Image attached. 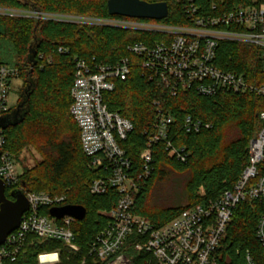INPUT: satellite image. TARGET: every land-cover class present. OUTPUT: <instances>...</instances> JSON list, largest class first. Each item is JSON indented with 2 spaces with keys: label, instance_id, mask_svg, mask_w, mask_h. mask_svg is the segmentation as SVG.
Masks as SVG:
<instances>
[{
  "label": "trees",
  "instance_id": "trees-1",
  "mask_svg": "<svg viewBox=\"0 0 264 264\" xmlns=\"http://www.w3.org/2000/svg\"><path fill=\"white\" fill-rule=\"evenodd\" d=\"M108 1L0 0V9L92 20L129 19L110 16ZM142 1L168 4V17L154 21L156 23L176 27L192 24L178 0ZM201 1L198 0L199 3ZM164 39L165 36L158 32L0 15V45L12 47L19 77L29 88L25 94L27 102L23 122L4 130L5 149L19 158L23 151L33 148L42 159L19 175L16 189L64 196L65 205L81 206L87 211L83 221L72 225L79 252H71L60 242L34 239V244H27L26 253L21 255L17 264H38L39 253L60 248L63 249L61 264H80L88 257V244L107 224L102 213L114 208L118 199L114 190L104 196L90 193V185L97 178V173L88 169L80 130L70 115L76 60H84L95 68L115 65L126 57L131 59L130 77L124 82L116 81L115 89L105 94V103L111 112H118L134 126L123 146L136 170L142 168L141 154L148 138L145 133L153 130L157 110H164L174 119L170 141L175 148L185 149L186 161L171 156L163 143L154 145L153 173L135 195L136 214L161 226L187 208L218 200L238 182L249 162V142L263 126L260 114L264 112V97L230 92L203 97L194 91L172 96L160 81H151L147 77L141 58L129 51V47L136 43L153 47ZM218 53L220 67L245 74L252 84H264L257 48L238 42H222ZM188 116L210 128L199 133H187L183 123ZM173 174L188 175L187 205L168 207L160 199V186ZM13 190L6 189L10 200H14L11 197ZM261 211L257 203L244 202L237 206L224 242L225 257L240 262L248 250L257 263L264 264V249L255 237ZM43 213L48 214L49 209ZM237 249L241 250L240 256L236 254ZM130 255L134 264H156L147 254L132 251Z\"/></svg>",
  "mask_w": 264,
  "mask_h": 264
},
{
  "label": "built area",
  "instance_id": "built-area-1",
  "mask_svg": "<svg viewBox=\"0 0 264 264\" xmlns=\"http://www.w3.org/2000/svg\"><path fill=\"white\" fill-rule=\"evenodd\" d=\"M191 20L190 26H167L143 20H92L83 17L21 12L11 17L56 20L78 24L113 26L136 31L158 32L165 39L153 47L136 43L129 47L131 54L141 58L147 77L158 80L172 96L194 91L203 97L221 92L253 93L264 97V84L250 83L245 74L225 70L218 64L222 42H238L257 48L264 72V0H178ZM0 15L6 16L0 12ZM59 51H62L61 49ZM131 59L123 58L112 66L92 67L84 60L75 61L74 82L71 88L70 115L76 122L81 147L88 158V169L97 173L90 193L104 196L114 190L118 194L115 207L102 215L106 226L88 244V257L80 264H134L131 252L151 256L156 264H259L246 250L243 260L233 262L224 256V242L238 205L257 203L261 215L255 237L264 249V112L260 132L248 146L249 162L232 190L216 201H208L183 210L168 223L156 226L134 212L135 195L153 173V147L163 143L171 156L185 162V149L175 148L170 141L174 119L162 109L157 110L154 128L148 135L141 154L142 168L136 170L123 144L134 130L132 122L118 112H111L105 94L115 89L116 81H127L131 75ZM19 70L1 62L0 58V117L9 114L12 81ZM158 105V104H156ZM187 133L209 129L201 121L188 116L184 120ZM6 138L0 128V181L6 189L17 188L19 171L16 158L5 149ZM29 210L19 228L0 245V264H17L26 253L27 244L34 239L60 242L71 252L80 247L75 243L71 217L56 219L50 210L67 206L64 196L47 193H27L23 188ZM49 209L48 214L43 211ZM33 238V239H32ZM62 251L38 254V264H61ZM236 254L240 256L241 250Z\"/></svg>",
  "mask_w": 264,
  "mask_h": 264
},
{
  "label": "water",
  "instance_id": "water-1",
  "mask_svg": "<svg viewBox=\"0 0 264 264\" xmlns=\"http://www.w3.org/2000/svg\"><path fill=\"white\" fill-rule=\"evenodd\" d=\"M107 9L110 16H118L129 19L162 21L168 17L169 7L167 3H148L142 0H109ZM27 102L24 98L15 111L0 117V128L3 130L9 126H16L23 122L25 111L19 116H15ZM14 200H10L6 195V186L0 181V245H3L14 231H16L24 214L29 210V203L21 189H15L11 193ZM50 215L56 219L64 217L74 218L76 221H83L87 216V211L81 206L67 205L61 208H53Z\"/></svg>",
  "mask_w": 264,
  "mask_h": 264
},
{
  "label": "rangeland",
  "instance_id": "rangeland-1",
  "mask_svg": "<svg viewBox=\"0 0 264 264\" xmlns=\"http://www.w3.org/2000/svg\"><path fill=\"white\" fill-rule=\"evenodd\" d=\"M0 12L4 13L6 16H11L15 14L22 15L21 12H14V11H0ZM36 13L39 12L28 11L27 15L30 17H34ZM89 23L95 24L98 22L89 21ZM0 58L3 64L17 68L15 65L16 56L14 54L12 47L9 44L0 45ZM27 89H29L28 85L24 83V80L21 77H18L12 81L11 94H10V107L11 109H14L13 111H15L18 105L22 103L23 99L25 98ZM41 160H42L41 156L38 154L36 150H34L33 148L26 149L25 151H23L21 157L16 158V164L19 173L21 174L25 169L34 167ZM187 180H188L187 174H173L168 179V181H166L160 186L159 196L161 197L160 199L161 201L164 202L165 206L173 207V206L188 204V196L186 192Z\"/></svg>",
  "mask_w": 264,
  "mask_h": 264
},
{
  "label": "flooded vegetation",
  "instance_id": "flooded-vegetation-1",
  "mask_svg": "<svg viewBox=\"0 0 264 264\" xmlns=\"http://www.w3.org/2000/svg\"><path fill=\"white\" fill-rule=\"evenodd\" d=\"M24 108H25V105L23 107H21L19 111L16 110L15 116H19L22 113V111L24 110Z\"/></svg>",
  "mask_w": 264,
  "mask_h": 264
}]
</instances>
